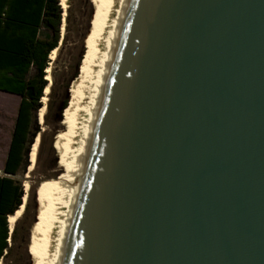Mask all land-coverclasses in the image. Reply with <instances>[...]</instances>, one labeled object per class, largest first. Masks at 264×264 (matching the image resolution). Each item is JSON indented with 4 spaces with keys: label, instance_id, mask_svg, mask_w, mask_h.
<instances>
[{
    "label": "water",
    "instance_id": "obj_1",
    "mask_svg": "<svg viewBox=\"0 0 264 264\" xmlns=\"http://www.w3.org/2000/svg\"><path fill=\"white\" fill-rule=\"evenodd\" d=\"M86 166L64 264H264V0H130Z\"/></svg>",
    "mask_w": 264,
    "mask_h": 264
},
{
    "label": "rangeland",
    "instance_id": "obj_2",
    "mask_svg": "<svg viewBox=\"0 0 264 264\" xmlns=\"http://www.w3.org/2000/svg\"><path fill=\"white\" fill-rule=\"evenodd\" d=\"M112 2L113 0H70L65 39L57 59L53 61V87L49 95L51 109L48 101L49 115L47 120L45 117L43 124L40 113L38 114L39 134L41 141L44 136V143L42 146L40 143L34 170L29 172L31 166L27 163L17 175H13L14 178L22 181L24 186L26 182L30 183V189L32 185L38 186L37 199H32L30 208L18 219L20 221L16 239H9L12 252L1 260L2 264H43L42 254H36L33 250L35 247L42 252L48 249V238L40 228L41 216L51 205L49 185L62 179L67 172V168L63 165V157L67 149L68 136L74 130L69 107L66 110L67 119L63 120L62 106L68 95L70 104L72 102L74 75L78 70L79 74L81 73L84 60L96 50L97 45L93 38L102 31L101 28L111 16ZM44 33L50 32L42 29V34ZM89 48L90 53L85 56ZM20 102V95L0 90V175H7L4 166Z\"/></svg>",
    "mask_w": 264,
    "mask_h": 264
},
{
    "label": "trees",
    "instance_id": "obj_3",
    "mask_svg": "<svg viewBox=\"0 0 264 264\" xmlns=\"http://www.w3.org/2000/svg\"><path fill=\"white\" fill-rule=\"evenodd\" d=\"M63 14L61 0H0V90L21 96L4 166L7 175H0V261L12 252L9 239L15 240L18 233L20 220L10 233L9 216L21 208L25 186L13 175H17L24 164L31 166L32 143L40 131L38 114L48 85L46 69L51 52L60 44ZM42 29L50 33L43 35ZM89 53L90 48L85 56ZM77 76L79 70L74 80ZM69 105L68 95L62 106L63 120L67 119ZM48 115L49 112L46 120ZM43 143L44 136L41 146ZM37 187L32 185L30 189L26 211L32 199H37Z\"/></svg>",
    "mask_w": 264,
    "mask_h": 264
},
{
    "label": "bare ground",
    "instance_id": "obj_4",
    "mask_svg": "<svg viewBox=\"0 0 264 264\" xmlns=\"http://www.w3.org/2000/svg\"><path fill=\"white\" fill-rule=\"evenodd\" d=\"M129 2L130 0H113L111 16L106 21L105 26L101 28L102 31L93 38L97 48L94 53L86 57L82 64L81 73L73 83L69 112L73 120L74 130L68 136L67 149L63 157V165L67 168V172L62 179L52 182L48 187L51 205L43 212L40 225L41 230L48 238V249L46 252H42L37 247L33 250L36 254H42L43 264H64L65 262L70 230L77 214L80 191L87 168L86 162L91 148L92 135L105 99ZM61 5L64 9L62 38L60 45L51 52L50 62L46 69L48 85L42 98L43 107L40 112L42 124L45 121L49 95L52 91L53 61L57 59L65 39L70 0H61ZM34 142L29 172L34 170L38 160L41 143L40 134ZM29 191L30 183L26 182L22 206L16 214L9 216L10 233L14 231V225L26 210Z\"/></svg>",
    "mask_w": 264,
    "mask_h": 264
}]
</instances>
